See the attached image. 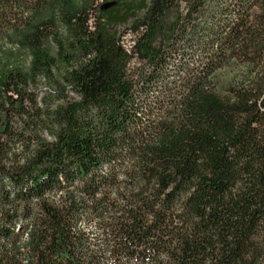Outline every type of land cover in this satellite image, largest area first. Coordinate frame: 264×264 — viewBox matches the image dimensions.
Masks as SVG:
<instances>
[{
  "label": "trees",
  "instance_id": "1",
  "mask_svg": "<svg viewBox=\"0 0 264 264\" xmlns=\"http://www.w3.org/2000/svg\"><path fill=\"white\" fill-rule=\"evenodd\" d=\"M0 264H264V0H0Z\"/></svg>",
  "mask_w": 264,
  "mask_h": 264
},
{
  "label": "rangeland",
  "instance_id": "2",
  "mask_svg": "<svg viewBox=\"0 0 264 264\" xmlns=\"http://www.w3.org/2000/svg\"><path fill=\"white\" fill-rule=\"evenodd\" d=\"M176 16V12L174 10H168L165 12V15L162 17L161 21V28L156 31V39L160 37V33L168 27V24L173 20V18ZM131 36H126L124 39V42L126 44H129L131 41ZM89 233L94 236V238L97 237V230L94 225H91L88 227Z\"/></svg>",
  "mask_w": 264,
  "mask_h": 264
}]
</instances>
